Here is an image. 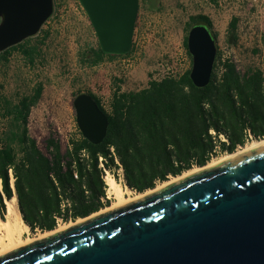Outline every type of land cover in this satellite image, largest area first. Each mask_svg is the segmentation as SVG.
<instances>
[{"label": "trees", "instance_id": "16d2710c", "mask_svg": "<svg viewBox=\"0 0 264 264\" xmlns=\"http://www.w3.org/2000/svg\"><path fill=\"white\" fill-rule=\"evenodd\" d=\"M237 21L232 17L228 24L229 42L237 39ZM195 24L205 25L216 38L207 15H189L186 27ZM186 37L183 44L190 56ZM29 39L0 52L1 58L6 60L10 51L19 47L33 64L39 49L27 46ZM131 52L132 48L127 54ZM123 56L104 54L96 43L80 53V61L94 66L106 57ZM189 72L190 68L176 78L149 80L146 87L133 91H122L118 86L109 112L88 92L107 116L106 135L100 143L92 144L79 131L65 150L52 132L44 140L46 152L29 135L28 116L41 97L42 83L15 102L4 100L2 116L10 119L0 137V221L5 220V200L15 196L30 230L50 231L58 221L86 218L110 205L103 168L117 179L115 170L120 166L124 184L143 192L171 176L204 166L219 153H233L250 136L264 138L261 69L240 71L232 59L221 60L217 52L206 86L196 87Z\"/></svg>", "mask_w": 264, "mask_h": 264}, {"label": "water", "instance_id": "95a60500", "mask_svg": "<svg viewBox=\"0 0 264 264\" xmlns=\"http://www.w3.org/2000/svg\"><path fill=\"white\" fill-rule=\"evenodd\" d=\"M78 1L101 51L126 55L139 0ZM53 5L0 0V52L35 36ZM186 44L189 78L204 87L217 53L215 39L205 25L195 24ZM72 105L83 138L100 143L106 114L87 92L76 94ZM0 264H264V143L2 254Z\"/></svg>", "mask_w": 264, "mask_h": 264}, {"label": "rangeland", "instance_id": "374dc122", "mask_svg": "<svg viewBox=\"0 0 264 264\" xmlns=\"http://www.w3.org/2000/svg\"><path fill=\"white\" fill-rule=\"evenodd\" d=\"M53 3L51 17L27 42V46L39 49L33 64L19 47L10 51L6 60L0 55V137L10 119L2 116L3 101L15 102L32 94L37 83H42L41 97L30 109L28 132L43 152H46L44 140L50 132L60 141L62 150L70 139L79 136L72 105L79 91L93 93L109 112L106 104L116 87L122 91L138 90L147 86L158 64L178 69L179 64L191 62L183 44L191 14L202 13L210 18L221 60L232 59L240 71L258 68L264 72V0H139L132 54L115 59L106 57L94 66L80 61V53L94 47L97 39L79 1L53 0ZM232 17L238 20L237 39L229 42L227 31ZM254 140L249 139L244 146ZM226 155L219 153L213 159ZM115 174L124 184L120 172Z\"/></svg>", "mask_w": 264, "mask_h": 264}, {"label": "bare ground", "instance_id": "6f19581e", "mask_svg": "<svg viewBox=\"0 0 264 264\" xmlns=\"http://www.w3.org/2000/svg\"><path fill=\"white\" fill-rule=\"evenodd\" d=\"M263 143H264V138L257 141L254 140L252 141V143L242 147L240 150L236 152L228 154L222 158H217V159L214 158L208 161V163L202 167L195 166L189 170L184 171L180 175L172 176L166 181L160 182V184H157L154 188L145 190L143 192H135L127 188L124 184H122V182L115 179L110 174H107L104 176V181L106 185L107 197L112 199L109 206H106L105 208L99 210L96 213L91 214L86 218H77L74 221L58 223L54 229L50 231H40L36 234H31L29 226H27V224L23 221L20 212L16 209L17 199L14 196L10 200H5L6 201L5 220L0 221V255L8 253L30 242L43 239L49 235H52L66 228H69L73 225L83 222L105 211L114 209L117 206L137 200L190 174L207 169L228 158L234 157L242 152L255 148Z\"/></svg>", "mask_w": 264, "mask_h": 264}, {"label": "built area", "instance_id": "2783aa9c", "mask_svg": "<svg viewBox=\"0 0 264 264\" xmlns=\"http://www.w3.org/2000/svg\"><path fill=\"white\" fill-rule=\"evenodd\" d=\"M130 54H132V52L129 53L128 55H130ZM157 66L158 67L156 69V73H154L152 75V77H151L150 80H160V79H162L164 77H175L176 78L179 75L183 74L188 68H190L191 62H188L187 64H179L178 66L180 68H178V69L177 68H174L173 66H169V65L166 66V67H164L162 64H158ZM161 72H163V73H161ZM101 105L105 109L106 106H105V104H103L102 101H101ZM106 105L110 109V103L109 104H106ZM250 140H252L251 136H250ZM110 151L113 153V148L112 147H110ZM102 160H103L102 157H99L100 167H103ZM103 171H104V173L106 175L109 174V172H110L109 170H106L104 168H103ZM115 171H117L118 173L120 172V174L123 176L122 169H121L120 166ZM111 176L114 177V175L112 174V172H111ZM106 199H108L110 201V199L107 197V195H106Z\"/></svg>", "mask_w": 264, "mask_h": 264}]
</instances>
